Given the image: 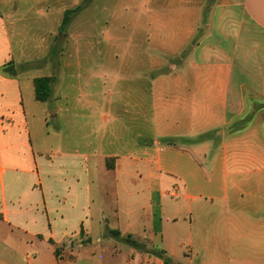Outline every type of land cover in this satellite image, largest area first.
I'll return each instance as SVG.
<instances>
[{"label":"crops","instance_id":"1","mask_svg":"<svg viewBox=\"0 0 264 264\" xmlns=\"http://www.w3.org/2000/svg\"><path fill=\"white\" fill-rule=\"evenodd\" d=\"M72 1L0 0V264H264V0H93L39 102Z\"/></svg>","mask_w":264,"mask_h":264},{"label":"rangeland","instance_id":"2","mask_svg":"<svg viewBox=\"0 0 264 264\" xmlns=\"http://www.w3.org/2000/svg\"><path fill=\"white\" fill-rule=\"evenodd\" d=\"M26 1V0H25ZM72 8H74V4H75V1L73 0L72 1ZM91 11V15H93V17H95V14H96V11H95V8L92 7L90 9ZM106 16V15H105ZM104 16V17H105ZM107 17V16H106ZM80 18L78 15H76L74 18H73V26H72V31H70L69 29V25L66 26L64 32L60 33L58 30L56 32V37H55V40L53 41V43L49 46V49H47L48 45L45 44L46 42H41L40 44V52L43 54V53H48L49 58L45 59V60H41V61H37V62H34L33 64H29V65H26L24 66L25 68H28V67H39V68H44V67H49L50 71L56 75L55 79V84H54V87L55 89L59 87V81H58V77L57 75H60V71L61 69H63L62 65H75L73 67H76L79 63H75L74 61L71 62V63H68V62H63L61 61V57L63 56L64 52H68V53H73V54H78L80 52V41H79V38H80V35H81V31L79 29V24H80ZM104 25H111V20L108 19V20H103V23ZM95 33V31L93 32ZM70 36H72V42H69L67 40H69ZM50 41H51V38H50ZM45 44V45H44ZM53 53H55L54 55V59L51 58V56L53 55ZM75 69V68H73ZM59 89V88H58ZM257 102L256 103V109H261V102L256 100ZM238 106H241L242 105V98H240L238 100V103H237ZM258 109V110H259ZM257 111V110H256ZM252 114V113H251ZM250 115H248L247 117H245L243 120L237 122V124L232 128L233 130H237L239 128H243L245 127L249 121H250ZM251 208L249 206V204H247L245 206V211H251ZM254 213V212H253Z\"/></svg>","mask_w":264,"mask_h":264},{"label":"trees","instance_id":"3","mask_svg":"<svg viewBox=\"0 0 264 264\" xmlns=\"http://www.w3.org/2000/svg\"><path fill=\"white\" fill-rule=\"evenodd\" d=\"M93 0H84L82 4H80L79 6L73 8V9H69L66 10L64 12V17H63V21L62 24L59 28V32L62 33L64 32L66 26H68L73 18L80 13L82 10H84L86 8V6H88ZM55 77L51 76V77H42V78H37L34 81V85H35V97L36 100L39 102H48L52 96H53V91H54V84H55ZM118 234V233H116ZM125 241L127 242H132V244L136 247H138L137 244L133 243V241H131L130 239L126 238ZM56 254L57 256L58 254V250H56ZM166 264H169V261H166Z\"/></svg>","mask_w":264,"mask_h":264}]
</instances>
